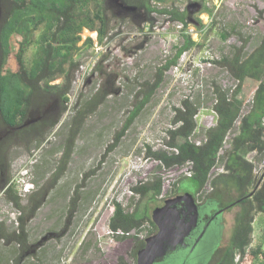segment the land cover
<instances>
[{"label": "rangeland", "instance_id": "rangeland-1", "mask_svg": "<svg viewBox=\"0 0 264 264\" xmlns=\"http://www.w3.org/2000/svg\"><path fill=\"white\" fill-rule=\"evenodd\" d=\"M194 2H199L201 8L189 13L188 7ZM159 7L187 11L188 27L165 14L154 13L148 18L143 13L138 17L119 12L117 17L108 13L110 24L104 46H99L97 32H83V42L91 37L95 43L83 53L68 112L45 142L32 144L31 151L18 147L11 152L8 163L15 189L24 194L37 189L57 170L75 114L72 109L81 94L85 100L102 87L117 93L108 97L82 127L64 177L27 223L26 250L20 252L15 243L0 240V264H120L121 259L134 264V255L137 259L146 239L156 232L150 235L152 226L145 224L125 238L112 235L109 223L114 204L120 203L130 211L141 210L146 204L143 194L161 184L158 201L150 205L152 218L157 207L184 194L178 193L176 183L189 175L193 165L167 167L149 152L171 150L166 130L170 128L174 109L186 98L200 107L198 129L192 140L197 143L204 140L205 130L216 123L211 109L212 83H220L227 92L236 84L226 69L211 61L229 55L231 47L239 46L243 40L249 41V50L257 45L264 35V0H170ZM199 20L205 27L201 28ZM229 32L232 34L225 41L222 34ZM183 34L192 35L198 45L184 53L176 67L164 73L160 89L117 143L116 136L139 92L145 88L144 83L153 82L159 68L173 58L184 43ZM13 40V54L8 62L12 70L17 68L14 54L18 50V38ZM33 53L34 48H30L28 60ZM101 61V70H95ZM229 141L211 172V180L195 196L199 202L215 197L221 206H227L239 197L234 188L213 191L211 185L214 178L226 172ZM250 159L257 166L259 179L264 171V156L254 153ZM1 179L0 176V222L13 232L19 227L20 212L2 194L5 185ZM73 197H76L74 211L70 210ZM241 209L235 206L222 215L227 225L225 240L230 237ZM254 217L250 245L263 252L264 213H255ZM253 260L259 264L260 258L253 254Z\"/></svg>", "mask_w": 264, "mask_h": 264}, {"label": "trees", "instance_id": "trees-1", "mask_svg": "<svg viewBox=\"0 0 264 264\" xmlns=\"http://www.w3.org/2000/svg\"><path fill=\"white\" fill-rule=\"evenodd\" d=\"M168 1L0 0V176L2 183L5 181L2 194L20 212L16 231L10 232L6 224L0 222L1 241L15 243L20 252L26 250L29 243L27 223L37 215L45 205L47 195L64 177L82 127L108 97L117 93L102 87L88 99L83 100L81 94L72 109L75 114L57 170L46 184L39 185L37 189L25 194L15 189L8 163L11 152L18 147L31 151L32 144L45 142L68 112L83 53L93 48L95 43L91 37L83 42V32H97L98 44L104 46L110 24L108 13L117 17L119 12L138 17L146 14L148 18L154 13L165 14L188 27L187 11L159 7ZM207 12L212 14L210 10ZM199 23L201 28L205 27L201 20ZM231 32L222 34L225 41ZM183 37V45L159 68L155 80L144 83L145 88L139 92L125 125L116 136L117 143L160 89L164 73L176 67L182 55L198 45L192 35L183 34ZM14 38H18V50L14 54L17 68L12 70L8 68V62L13 54ZM248 45L249 41L243 40L239 46L231 47L229 55L211 61L226 69L236 84L227 92L220 83H212L211 109L216 115V123L205 130L204 140L200 143L192 140L198 129L200 107L186 98L174 109L170 128L166 130L171 150L149 152L167 167L193 165L190 175L182 178L176 186L178 193L192 192L197 196L211 180V172L230 136L231 149L224 167L226 172L214 178L211 185L213 191L234 188L239 197L231 208L241 206L242 209L236 218L231 246L218 264H236V252L252 242L254 214L264 213V171L258 179L257 166L250 159L254 153L264 156V35L253 49L249 50ZM30 48H34V53L28 60ZM101 66L102 61L95 70H101ZM161 189L159 184L143 194L146 204L141 210H126L120 203H115L109 223L112 235L125 238L145 224L152 226L149 234H154L157 226L151 218L150 205L158 201ZM205 198L200 199L205 201ZM75 209L76 197H73L70 210ZM261 253V248L253 250L255 256ZM133 258L137 264L136 256ZM177 261L182 263L180 259ZM119 263L132 264L126 259Z\"/></svg>", "mask_w": 264, "mask_h": 264}, {"label": "flooded vegetation", "instance_id": "flooded-vegetation-1", "mask_svg": "<svg viewBox=\"0 0 264 264\" xmlns=\"http://www.w3.org/2000/svg\"><path fill=\"white\" fill-rule=\"evenodd\" d=\"M194 198L195 203L199 206V214L193 231L185 243L177 246L173 251L170 250L159 264H177L178 259L182 260L181 264H218L231 246L236 221L230 237L225 240L227 225L222 215L231 209L235 202L221 206L215 197H211L205 202H199L195 196ZM183 209L187 211L190 206L186 205ZM219 212L221 213L217 215Z\"/></svg>", "mask_w": 264, "mask_h": 264}, {"label": "water", "instance_id": "water-1", "mask_svg": "<svg viewBox=\"0 0 264 264\" xmlns=\"http://www.w3.org/2000/svg\"><path fill=\"white\" fill-rule=\"evenodd\" d=\"M200 8L201 4L194 2L189 5L188 12L195 13ZM175 204L177 206L172 207ZM186 205L190 206L187 211L183 209ZM198 209L199 206L191 193L169 199L164 206L157 207L153 212L152 220L157 225L158 231L146 239L145 247L138 252L137 264H159L170 250L173 251L177 246L185 243L196 225Z\"/></svg>", "mask_w": 264, "mask_h": 264}, {"label": "built area", "instance_id": "built-area-1", "mask_svg": "<svg viewBox=\"0 0 264 264\" xmlns=\"http://www.w3.org/2000/svg\"><path fill=\"white\" fill-rule=\"evenodd\" d=\"M253 250H254L253 247L250 245V246H246L243 250L236 252L235 255L236 264H255L253 260ZM259 258H260L259 264L264 263V250L261 254H259Z\"/></svg>", "mask_w": 264, "mask_h": 264}, {"label": "bare ground", "instance_id": "bare-ground-1", "mask_svg": "<svg viewBox=\"0 0 264 264\" xmlns=\"http://www.w3.org/2000/svg\"><path fill=\"white\" fill-rule=\"evenodd\" d=\"M173 206H177V204H175V205H172V207H173Z\"/></svg>", "mask_w": 264, "mask_h": 264}]
</instances>
